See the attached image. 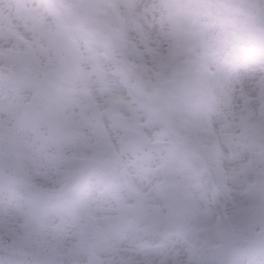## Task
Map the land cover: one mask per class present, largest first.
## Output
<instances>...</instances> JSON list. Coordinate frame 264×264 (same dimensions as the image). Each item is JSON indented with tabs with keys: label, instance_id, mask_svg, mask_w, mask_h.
I'll list each match as a JSON object with an SVG mask.
<instances>
[{
	"label": "clouds",
	"instance_id": "obj_1",
	"mask_svg": "<svg viewBox=\"0 0 264 264\" xmlns=\"http://www.w3.org/2000/svg\"><path fill=\"white\" fill-rule=\"evenodd\" d=\"M0 264H264V0H0Z\"/></svg>",
	"mask_w": 264,
	"mask_h": 264
}]
</instances>
